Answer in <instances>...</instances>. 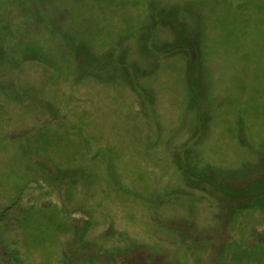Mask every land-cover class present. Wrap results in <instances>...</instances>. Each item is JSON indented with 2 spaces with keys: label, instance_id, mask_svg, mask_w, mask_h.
Returning <instances> with one entry per match:
<instances>
[{
  "label": "rangeland",
  "instance_id": "rangeland-1",
  "mask_svg": "<svg viewBox=\"0 0 264 264\" xmlns=\"http://www.w3.org/2000/svg\"><path fill=\"white\" fill-rule=\"evenodd\" d=\"M0 264H264V0H0Z\"/></svg>",
  "mask_w": 264,
  "mask_h": 264
}]
</instances>
